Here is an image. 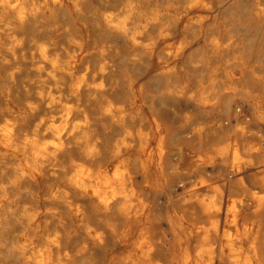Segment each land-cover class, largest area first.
<instances>
[{"label": "clouds", "instance_id": "9594fccd", "mask_svg": "<svg viewBox=\"0 0 264 264\" xmlns=\"http://www.w3.org/2000/svg\"><path fill=\"white\" fill-rule=\"evenodd\" d=\"M0 264H264V0H0Z\"/></svg>", "mask_w": 264, "mask_h": 264}]
</instances>
